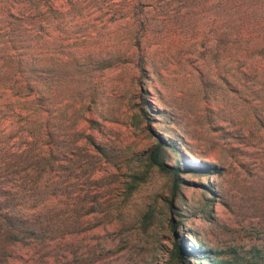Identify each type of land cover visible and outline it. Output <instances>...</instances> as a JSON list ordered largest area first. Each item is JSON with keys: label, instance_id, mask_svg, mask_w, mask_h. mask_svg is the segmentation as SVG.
Returning <instances> with one entry per match:
<instances>
[{"label": "rangeland", "instance_id": "1", "mask_svg": "<svg viewBox=\"0 0 264 264\" xmlns=\"http://www.w3.org/2000/svg\"><path fill=\"white\" fill-rule=\"evenodd\" d=\"M10 1L0 226L34 235L0 236V264H176L180 237L264 264V0ZM159 136L180 200L156 169L131 187Z\"/></svg>", "mask_w": 264, "mask_h": 264}, {"label": "trees", "instance_id": "2", "mask_svg": "<svg viewBox=\"0 0 264 264\" xmlns=\"http://www.w3.org/2000/svg\"><path fill=\"white\" fill-rule=\"evenodd\" d=\"M26 3H30V0H25ZM12 2L10 0H0V9L3 7L11 6ZM49 7V6H48ZM138 67L143 69L142 59H140ZM31 90L27 93L30 95ZM161 115L162 113H158ZM146 120H149L146 117V112L144 113ZM90 127H95L97 124L89 120ZM87 141H91L90 137H86ZM180 141H172L169 139H164L162 137H157L155 144L147 151L141 154V159L145 164L146 170L145 172L138 178L133 177V184L131 187H135L136 180H145V177L149 170L156 169L159 173L165 174L170 179V189H171V197L173 199H179L178 193L182 186L186 185L183 178H181V167H180V158L181 152ZM94 148L98 153L103 155L104 151L99 146H95ZM175 159L174 164H169L170 161ZM205 169H209L205 167ZM204 171H208L205 170ZM202 187V186H201ZM202 193H210L211 190L205 188L204 186ZM133 189V188H131ZM171 200V201H172ZM171 201L168 205L169 210H173ZM209 201V200H207ZM208 204V203H207ZM209 205V204H208ZM3 205H0V209ZM208 207V206H205ZM3 209V207H2ZM205 213V212H204ZM180 215V214H179ZM12 218L6 217L5 222L0 226V236L5 237L10 242H18L26 237L34 235V231L32 229L26 228L25 230H21V228H17L15 221L12 222ZM170 227L173 232L174 237H177L176 228L177 225L173 220H170ZM219 253H215L211 249L205 248L201 243L190 244L183 237L173 241V248L170 252V261L176 264H230L224 260L218 258Z\"/></svg>", "mask_w": 264, "mask_h": 264}]
</instances>
